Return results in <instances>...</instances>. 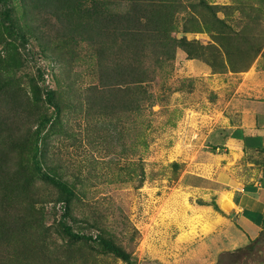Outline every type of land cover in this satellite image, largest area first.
I'll return each mask as SVG.
<instances>
[{
  "label": "rangeland",
  "instance_id": "1",
  "mask_svg": "<svg viewBox=\"0 0 264 264\" xmlns=\"http://www.w3.org/2000/svg\"><path fill=\"white\" fill-rule=\"evenodd\" d=\"M9 1L26 41L10 36L0 43V264L174 261L175 227H202L207 215L194 222L182 208L193 171L237 192L264 163L262 149L210 151L214 129L264 114V0H174L175 28L141 29L150 36L138 57L130 40L134 18L146 26L161 0L135 14L133 0ZM204 1L220 7L232 44L200 26L210 22ZM192 15L199 28L185 29ZM247 24L260 33L247 39L261 46L242 56L236 47L247 48ZM161 45L169 47L167 57L158 54ZM196 46L204 60L183 48ZM135 66L147 71L141 86L133 82ZM46 89L55 91L56 104L45 101ZM42 173L73 187L68 210ZM62 221L92 240L72 242ZM261 260L264 242L250 262Z\"/></svg>",
  "mask_w": 264,
  "mask_h": 264
},
{
  "label": "crops",
  "instance_id": "2",
  "mask_svg": "<svg viewBox=\"0 0 264 264\" xmlns=\"http://www.w3.org/2000/svg\"><path fill=\"white\" fill-rule=\"evenodd\" d=\"M214 130L211 134L214 155H226L232 145L246 153H259V146L263 147L260 151L264 150V114L243 115L239 123H226ZM214 147L216 150L212 151ZM258 172L256 179L240 180L243 183L237 185L239 191L235 192L227 181L193 171V181L188 185L191 188L186 192L190 196L182 202V208L192 218L198 213L207 215L202 227H175L176 259L161 258L164 264H214L221 252L245 246L257 236L264 225V163ZM218 181L222 186H216ZM210 194L211 203H207ZM206 223L210 225L205 227Z\"/></svg>",
  "mask_w": 264,
  "mask_h": 264
},
{
  "label": "trees",
  "instance_id": "3",
  "mask_svg": "<svg viewBox=\"0 0 264 264\" xmlns=\"http://www.w3.org/2000/svg\"><path fill=\"white\" fill-rule=\"evenodd\" d=\"M134 4H137L139 7L137 9H133L134 10V14L137 12L139 13L140 11H142L143 7L146 8L147 7V1L150 0H133ZM173 2L174 0H161V8L157 9V8H152V15L151 18L149 19V22H147L148 24L145 26L142 23V20L140 19V17L134 18V20L137 22L138 26L134 27V30L131 32V42H132V46L135 49L136 52V56L138 57V50H141L148 38H149V34L148 33H144L143 31H141V29H146V27L151 26L148 28V30L150 31H167L169 29H167V24L170 25V29H174L175 28V10L173 7ZM206 2H202L203 5H205L206 8H208L210 10V22L209 21H204L203 20V25L200 26H205L207 28H209L211 30L212 33V37L216 40H218L219 38L222 39H227L230 41V44H232V40L231 38H225L226 37V32L227 31H223V29L225 27H227V23L225 21V19H221L220 17H218L217 13L220 10L218 5H210V4H205ZM150 6L153 7L152 2H150L149 4ZM168 8V12L166 13L165 9ZM172 9V10H171ZM13 8L10 5V1L9 0H0V43L2 42H8L10 36H14V41L17 40V38H22L24 41H26V37H25V33L23 32V30L21 29V27L19 26V24L17 23V19L14 16V14L12 13ZM103 19L104 20H110L109 15H107L106 13H103ZM258 21V18L256 19H252L251 24L254 25L256 24V22ZM154 24H158V29L153 28ZM191 24V25H190ZM261 25V24H259ZM191 26V28H199V21H197V19L195 18V16H190L188 21L185 23V29H189ZM248 28V32L246 33V39L243 40L244 45L247 47L245 50H243L244 48L240 45H237L236 50L239 48V54H241L242 56H244L245 54L253 51V54H257L259 51V46L260 43L259 42H252L249 39H247V37L250 34H257L260 37V33L258 31H256L255 29H250L248 24L247 26H245ZM175 42V47L177 48L178 46H181L178 41H174ZM260 42L264 43V37H260ZM261 43V44H262ZM15 44L10 42L8 44V48H12ZM174 47V48H175ZM214 47V46H212ZM160 51H158V54L161 56H168L169 54V47H165L163 45H161L160 47ZM164 48V49H163ZM186 50V53L188 56L191 57H195V58H203L202 55L199 53V49L201 48L200 46H196V47H192L191 49H186L185 47H183ZM234 48V47H233ZM23 57V53L22 56H20V58ZM23 62H24V57L22 58ZM217 61L216 59H214V61H211V65L216 64ZM23 64V63H22ZM132 76H133V82L135 83V85H142L144 82L147 81V71L144 69H139L137 68V66H135L133 68V70L131 71ZM32 89L34 92H37V85L33 84ZM39 94V93H38ZM45 101L49 104H56V93L53 89H46L45 92ZM134 101H139V97L136 96L134 98ZM51 119V116L46 117L38 126V130L41 131L42 127L45 126L47 124V122H49V120ZM259 149H263L262 146H259ZM216 148H212V151H215ZM211 151V149H210ZM33 165L35 167V169L38 172H42V168L40 166V163L38 161V159L36 158V155L33 157ZM42 176L52 182L53 184H55L60 192L62 193V197L64 198V201L67 203L66 205V209L68 210L69 208V202L74 198V196L76 195L75 190L73 189L72 186H70L66 181L59 179V178H55L53 176H51L48 173H42ZM66 214V213H65ZM66 216V215H65ZM264 221V219H263ZM62 232L64 234V236H66L69 240H71L72 242H82V241H90L92 240L91 236L88 235H84L81 234L79 232H75L73 230V228L71 227V225H69L66 221H62ZM260 242H264V225L263 228L261 229V231L259 232V234L255 237V238H251L250 242L245 245V246H241L232 250H226L220 253L219 258L217 260L216 263L214 264H264V262H260V263H255V261L250 262V260H252L257 252V247L259 245ZM104 246L108 249V250H115L117 251V249L114 247V244L110 241H104ZM263 253L261 252V255ZM122 257H124L126 260H129V256L126 254H121Z\"/></svg>",
  "mask_w": 264,
  "mask_h": 264
},
{
  "label": "bare ground",
  "instance_id": "4",
  "mask_svg": "<svg viewBox=\"0 0 264 264\" xmlns=\"http://www.w3.org/2000/svg\"><path fill=\"white\" fill-rule=\"evenodd\" d=\"M225 200V199H224ZM230 201V200H229Z\"/></svg>",
  "mask_w": 264,
  "mask_h": 264
}]
</instances>
